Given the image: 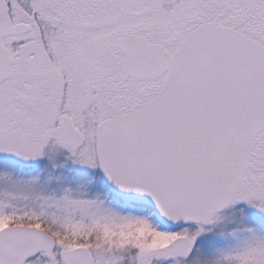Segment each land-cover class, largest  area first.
<instances>
[{
  "label": "snow or ice",
  "instance_id": "1",
  "mask_svg": "<svg viewBox=\"0 0 264 264\" xmlns=\"http://www.w3.org/2000/svg\"><path fill=\"white\" fill-rule=\"evenodd\" d=\"M0 264H264V0H0Z\"/></svg>",
  "mask_w": 264,
  "mask_h": 264
}]
</instances>
